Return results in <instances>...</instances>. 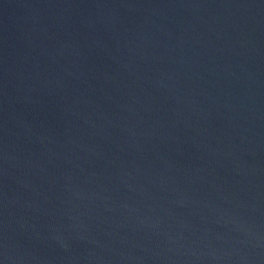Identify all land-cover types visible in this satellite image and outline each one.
Returning a JSON list of instances; mask_svg holds the SVG:
<instances>
[{
  "label": "water",
  "instance_id": "95a60500",
  "mask_svg": "<svg viewBox=\"0 0 264 264\" xmlns=\"http://www.w3.org/2000/svg\"><path fill=\"white\" fill-rule=\"evenodd\" d=\"M0 264H264V0H0Z\"/></svg>",
  "mask_w": 264,
  "mask_h": 264
}]
</instances>
